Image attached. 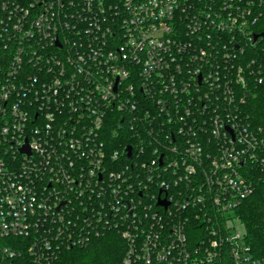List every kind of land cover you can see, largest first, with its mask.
Returning <instances> with one entry per match:
<instances>
[{"label":"built area","instance_id":"obj_1","mask_svg":"<svg viewBox=\"0 0 264 264\" xmlns=\"http://www.w3.org/2000/svg\"><path fill=\"white\" fill-rule=\"evenodd\" d=\"M259 91L264 0H0V264L110 232L120 264H264Z\"/></svg>","mask_w":264,"mask_h":264},{"label":"trees","instance_id":"obj_2","mask_svg":"<svg viewBox=\"0 0 264 264\" xmlns=\"http://www.w3.org/2000/svg\"><path fill=\"white\" fill-rule=\"evenodd\" d=\"M259 90V89H258ZM257 91V90H256ZM252 101L255 112L250 109L256 118V122L264 115V91L256 93ZM135 96L137 100L143 101L136 89ZM140 102V101H139ZM249 110V109H248ZM249 112V111H247ZM250 113V112H249ZM112 129H108L107 139L112 142L111 150L118 146L132 145L130 128L118 130L119 136L111 137V130L115 129V120L111 118ZM256 171H254V176ZM255 192L238 209V218L244 228L246 242L255 255H264V186L255 184ZM124 252V244L120 237L115 233H107L105 236L92 241L84 248H76L69 251H63L53 264H120ZM14 262L17 264H28L30 260L27 256L21 255Z\"/></svg>","mask_w":264,"mask_h":264},{"label":"rangeland","instance_id":"obj_3","mask_svg":"<svg viewBox=\"0 0 264 264\" xmlns=\"http://www.w3.org/2000/svg\"><path fill=\"white\" fill-rule=\"evenodd\" d=\"M253 100H254V99H251V102L248 104V107H247V108H248L249 110H250V109H253V111L255 112L256 110L254 109V106H253V104H252V103H253V102H252Z\"/></svg>","mask_w":264,"mask_h":264},{"label":"water","instance_id":"obj_4","mask_svg":"<svg viewBox=\"0 0 264 264\" xmlns=\"http://www.w3.org/2000/svg\"><path fill=\"white\" fill-rule=\"evenodd\" d=\"M256 39H257V38H255V40H256ZM127 151H128V157H130V151H131V149L128 148ZM21 152H27V150L24 148V149L21 150Z\"/></svg>","mask_w":264,"mask_h":264}]
</instances>
